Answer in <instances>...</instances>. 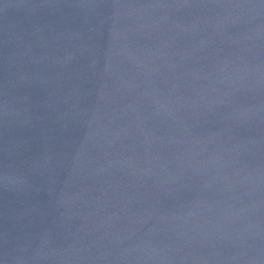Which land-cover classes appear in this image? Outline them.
<instances>
[{"label":"water","instance_id":"obj_1","mask_svg":"<svg viewBox=\"0 0 264 264\" xmlns=\"http://www.w3.org/2000/svg\"><path fill=\"white\" fill-rule=\"evenodd\" d=\"M0 264H264V0H0Z\"/></svg>","mask_w":264,"mask_h":264}]
</instances>
